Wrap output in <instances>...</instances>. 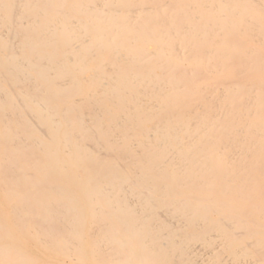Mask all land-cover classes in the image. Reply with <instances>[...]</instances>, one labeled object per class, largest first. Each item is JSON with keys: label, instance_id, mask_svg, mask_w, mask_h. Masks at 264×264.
Masks as SVG:
<instances>
[{"label": "bare ground", "instance_id": "1", "mask_svg": "<svg viewBox=\"0 0 264 264\" xmlns=\"http://www.w3.org/2000/svg\"><path fill=\"white\" fill-rule=\"evenodd\" d=\"M0 264H264V0H0Z\"/></svg>", "mask_w": 264, "mask_h": 264}]
</instances>
